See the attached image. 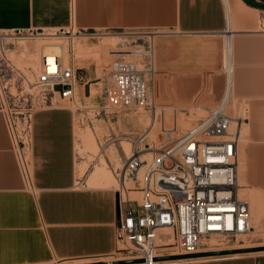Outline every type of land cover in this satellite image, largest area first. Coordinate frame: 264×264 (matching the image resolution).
I'll list each match as a JSON object with an SVG mask.
<instances>
[{
	"label": "crops",
	"instance_id": "1",
	"mask_svg": "<svg viewBox=\"0 0 264 264\" xmlns=\"http://www.w3.org/2000/svg\"><path fill=\"white\" fill-rule=\"evenodd\" d=\"M248 1L257 6L244 0H0V29L158 31L156 71L173 75L160 78L159 89L166 95L169 88L175 109L190 114L208 112L224 94L228 23L232 73L227 108L249 117L245 122L251 124L254 141L253 165H245L243 172L240 163L239 173L244 179L264 180V0ZM77 48L83 51L81 41ZM78 67L83 79L77 84V98L88 106L105 103V76L97 67ZM98 83H103L101 91L93 94L92 85ZM81 113L69 106L36 112L30 184L22 178L0 113V264L95 258L117 248V187L89 182L96 164L78 174L79 164H84L76 150ZM99 118L106 129L103 138L97 134V141L118 180L115 168L125 159L122 146L128 141L110 136L141 131L135 130L127 111ZM253 198L261 203L258 193ZM188 262L264 264V249L197 256Z\"/></svg>",
	"mask_w": 264,
	"mask_h": 264
},
{
	"label": "built area",
	"instance_id": "2",
	"mask_svg": "<svg viewBox=\"0 0 264 264\" xmlns=\"http://www.w3.org/2000/svg\"><path fill=\"white\" fill-rule=\"evenodd\" d=\"M51 33L38 29H0V113L27 184L31 181L37 111L75 105L85 113L91 108L96 115L111 118L141 104L156 107L149 98V88L156 73L154 38L160 32L129 33L149 37L139 45L143 49L130 52L140 55L141 60L112 61L105 76L106 101L93 106L77 98V84L83 79L80 68L74 60L67 61L61 52H40L36 66L17 62L19 50H24L19 48ZM54 33L76 35L73 30ZM230 33L227 23L223 61L225 91L205 116L161 144L151 136L155 121L139 133L110 136V140L117 141L123 137L130 144L128 151L122 146L125 159L115 168L120 183L117 248L107 255L120 259L112 262L142 258L141 264H187L192 257H156L248 246L243 244V239L254 226L249 201L240 195L237 181L239 132L246 116L227 111L232 73ZM160 125L164 133L177 131V114L173 126L167 127L163 113ZM162 229L170 230L164 233ZM163 235L169 238L160 241Z\"/></svg>",
	"mask_w": 264,
	"mask_h": 264
},
{
	"label": "rangeland",
	"instance_id": "3",
	"mask_svg": "<svg viewBox=\"0 0 264 264\" xmlns=\"http://www.w3.org/2000/svg\"><path fill=\"white\" fill-rule=\"evenodd\" d=\"M96 31H88L84 33H76V35L72 36H64L63 34H59V37L55 38L54 36L44 37V38H37L32 42H27L24 47H21L17 54V62L23 65H32L36 66L40 50L47 44H59L67 45V54H64L67 61L74 60L78 66H90V67H97L98 73L101 77L106 76L109 66L117 58H125V59H136L137 61L141 60L140 55H131L132 50L136 49H143L142 45L144 40L148 39L149 37L145 34L140 35H133L129 34L131 31L129 30H116L110 33H102L95 35ZM54 33V32H53ZM93 34V35H92ZM77 41H81L84 49L82 52L78 51L77 48ZM45 44V45H44ZM34 51V53L29 52ZM55 51V50H52ZM59 52V51H57ZM13 56L16 54L13 53ZM82 71V70H81ZM170 78L172 79L173 75H166L161 74L156 71L155 78L150 83L149 88V98L155 102L157 107L150 106V104L146 103L141 104L139 106L133 107L131 109H127L125 111L129 112L133 119V123L135 126V130L142 131L149 125L154 123V127L151 130V136L154 138L158 144L166 141L169 138L176 137L183 133L188 127H190L193 123H195L199 118L205 116L208 112L203 110H191V113H185L180 110H175V104L172 100V92L169 88L166 91V95L162 93L159 89V81L160 78ZM225 78V76L223 75ZM103 83L93 84L92 91L93 94L101 91ZM76 108L75 105H72ZM156 110H155V109ZM81 111V110H80ZM227 111L230 112V108L228 106ZM83 113L79 114L77 120V143H76V150L78 158L84 160V164H79L78 174L80 175L81 170L84 169L88 165L96 164V168L104 165L105 166V177L102 180L101 175L97 177V181L89 182L91 184L101 183L104 185H115L116 187L119 186V181L113 177L112 172L108 166V163L101 153V148L99 147L97 141V134L101 137L106 129V123L103 119L99 117H103V115H96L91 108H89V112L82 111ZM165 115V122L167 127H172L174 124V120L177 114V122H178V130L177 131H170L169 133H164L161 130V121H162V114ZM233 115L240 113L239 109L235 111H231ZM249 117H246L248 120ZM242 136L239 139L238 145V175L237 181L239 180V184L241 189H238L240 195L246 197L249 201L250 205V214H251V223L254 226V229L243 239V244L248 246H256V245H264V180L259 179H244L242 178L243 173H239L240 163H243V169L245 170L247 165V169L253 165V152H254V141H253V132L251 124L249 123H242ZM125 143L126 150H129L130 144L127 142ZM257 148H259V142L256 144ZM264 147V143L261 145ZM128 148V149H127ZM108 151V150H107ZM247 161V162H246ZM252 161V163H251ZM98 165V166H97ZM122 164H118L117 166H121ZM243 170V172H244ZM244 182L247 183L244 185ZM128 184L131 182L127 181ZM136 194V192H134ZM253 193H258L262 200L261 203L256 202L253 198ZM170 229H162V232H166ZM168 235H163L162 239H167ZM211 241H214L212 239ZM247 247V246H246ZM106 256V255H104ZM101 257L95 258H82V259H62L58 257H54L51 259L50 262H61V263H75L80 261H95L97 259H101ZM65 261V262H64ZM187 260V264H189Z\"/></svg>",
	"mask_w": 264,
	"mask_h": 264
},
{
	"label": "water",
	"instance_id": "4",
	"mask_svg": "<svg viewBox=\"0 0 264 264\" xmlns=\"http://www.w3.org/2000/svg\"><path fill=\"white\" fill-rule=\"evenodd\" d=\"M264 249V245H256V246H247V247H237V248H227V249H217V250H208V251H198L186 254H171L166 256L156 257L158 259L162 258H182V257H197V256H205V255H214V254H227L233 252H244V251H252V250H261ZM130 262V261H143L142 258H131L125 260H115L114 263L118 262ZM109 262L106 260H95L88 262H78V263H67V264H108Z\"/></svg>",
	"mask_w": 264,
	"mask_h": 264
},
{
	"label": "bare ground",
	"instance_id": "5",
	"mask_svg": "<svg viewBox=\"0 0 264 264\" xmlns=\"http://www.w3.org/2000/svg\"><path fill=\"white\" fill-rule=\"evenodd\" d=\"M54 36L55 38L59 37L58 34H55V33H51V37ZM50 38V37H49ZM45 45V44H44ZM52 50H55V52L59 51L61 53H64V54H67V45L66 44H47L45 45L41 50L40 52L44 51V52H49V51H52ZM58 52V53H59ZM63 54V55H64ZM153 99V97H152ZM154 107V106H153ZM157 107V106H156ZM155 109V108H154ZM156 110V109H155ZM152 133V132H151ZM242 127L240 128V132H239V139L240 137L242 136ZM163 143V142H162ZM128 149V148H127ZM239 163V162H238ZM98 166V165H97ZM244 170V169H243ZM81 172H83L81 170ZM240 172V171H239ZM82 174V173H81ZM80 174V175H81ZM101 175L102 177V180L103 178L105 177V166L102 165L98 168H96V170L92 173V176H91V181H97V177H99ZM237 175H238V166H237ZM22 178L24 179V177L22 176ZM25 180V179H24ZM238 184H239V180H238ZM107 185V184H106ZM109 185V184H108ZM239 189H241V186L239 184ZM169 238V237H168ZM167 238V239H168ZM167 239H163V240H167ZM102 259L108 261L109 263L108 264H141V261H130V262H118V263H114L112 262L113 259H120V258H116L114 257L113 255H106L104 256ZM65 262V261H64ZM80 262H88V261H80ZM75 263H78V262H75ZM54 264H65V263H61V262H55Z\"/></svg>",
	"mask_w": 264,
	"mask_h": 264
},
{
	"label": "trees",
	"instance_id": "6",
	"mask_svg": "<svg viewBox=\"0 0 264 264\" xmlns=\"http://www.w3.org/2000/svg\"><path fill=\"white\" fill-rule=\"evenodd\" d=\"M246 3L252 5V6H257V4L255 2H249L248 0H244Z\"/></svg>",
	"mask_w": 264,
	"mask_h": 264
}]
</instances>
